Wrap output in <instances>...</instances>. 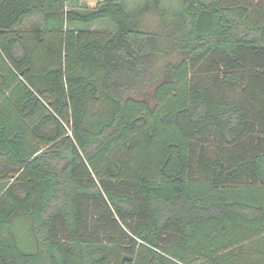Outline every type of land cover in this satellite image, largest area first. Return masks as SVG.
<instances>
[{
	"label": "trees",
	"instance_id": "trees-1",
	"mask_svg": "<svg viewBox=\"0 0 264 264\" xmlns=\"http://www.w3.org/2000/svg\"><path fill=\"white\" fill-rule=\"evenodd\" d=\"M91 1L0 3V264H264V0Z\"/></svg>",
	"mask_w": 264,
	"mask_h": 264
},
{
	"label": "rangeland",
	"instance_id": "rangeland-1",
	"mask_svg": "<svg viewBox=\"0 0 264 264\" xmlns=\"http://www.w3.org/2000/svg\"><path fill=\"white\" fill-rule=\"evenodd\" d=\"M103 1V0H101ZM154 0H119V3L129 12L136 14L141 12L145 6ZM161 7L167 10L170 14H177L183 10V0H160ZM69 4L73 5L75 11L87 14L90 13L96 7L97 3L91 0H69ZM70 7V6H69ZM158 17L154 10H150L144 13L142 20L143 27L147 29H154L158 26ZM29 26L33 28H41L43 22L40 17H35L29 21ZM68 28L75 29H85V30H108L115 32L117 30V25L111 20L104 19L97 21L90 25L86 24H67ZM176 62L178 61V56L174 55L170 59H165L161 61V65H164L166 62ZM15 238L19 246L25 251H32L34 249L33 239L31 236V226L30 223L25 220H18L14 227ZM252 259H247V264H250ZM239 264V262H237Z\"/></svg>",
	"mask_w": 264,
	"mask_h": 264
},
{
	"label": "crops",
	"instance_id": "crops-1",
	"mask_svg": "<svg viewBox=\"0 0 264 264\" xmlns=\"http://www.w3.org/2000/svg\"><path fill=\"white\" fill-rule=\"evenodd\" d=\"M1 1L2 0H0V3H1ZM69 6H68V9L67 10H73V11H75V8L73 7V5H69ZM35 17H40V19L43 22V19H42L41 16H35ZM35 17H30V18L25 19L23 25L21 26V29L24 30V31H32L33 29H35V28L32 29V27L29 26V21H31V19H33Z\"/></svg>",
	"mask_w": 264,
	"mask_h": 264
}]
</instances>
